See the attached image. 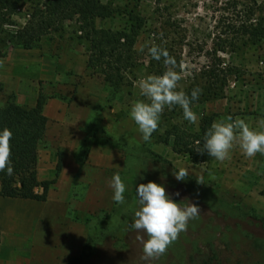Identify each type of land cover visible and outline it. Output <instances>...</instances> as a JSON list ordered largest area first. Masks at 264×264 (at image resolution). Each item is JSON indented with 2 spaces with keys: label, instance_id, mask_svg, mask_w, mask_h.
<instances>
[{
  "label": "rangeland",
  "instance_id": "374dc122",
  "mask_svg": "<svg viewBox=\"0 0 264 264\" xmlns=\"http://www.w3.org/2000/svg\"><path fill=\"white\" fill-rule=\"evenodd\" d=\"M101 1L119 11L111 19L98 21L101 28L128 29V14L131 13L146 20L135 47L138 66L129 74L128 84L118 95H112L104 78L87 68L88 44L79 39L76 19L66 23L63 32L47 37L40 49L30 51L22 47L9 48L2 39L5 33L16 34L26 25L34 3L21 4L3 26V32L0 31V53H5L0 56V104L10 96L17 102L16 81H21L27 105L32 102V94L38 97L42 92L48 98L46 106L53 102L56 106L68 107L63 129H59L55 114L52 115L54 105L51 114L48 111L47 115L44 110L49 123L47 146L42 154L48 150L58 155L63 142L78 139L82 141V153L86 158L96 150L115 154L108 177L93 179V184L106 188L103 194L69 195L67 214L61 219L60 241L65 252L60 264H67L84 252H91L92 264H189L192 257L203 261L213 252L229 264L230 259L242 257L241 251H249V245L242 244L243 239L234 237L238 227L247 228L264 239V230L258 222L264 218V155L257 153L246 158L241 149L234 146L230 159L221 162L213 158L207 164H194L187 156L173 151L172 141L166 144L163 140L172 124L187 122L197 129L204 114L214 116V122L228 116L233 120L240 118L252 129L264 131L261 127L264 121V43L240 44L237 50H229V53L219 50L221 42L227 38V34H223L224 26L240 20L241 5L248 2ZM262 1L251 0V4L257 6ZM164 20L174 26L161 28ZM159 40L163 42L158 46L167 49L176 59V71L183 72L178 90L187 93L197 81L204 84L208 75L219 68L230 69L232 75L224 88L223 98L195 104L192 110L198 117L196 124L184 120L179 106L165 107L157 130L149 141H144L130 118V108L135 101L145 99L136 82L165 71V66L160 70L158 61L148 52ZM219 59L223 61L222 66H219ZM5 74L6 79L2 78ZM74 107L86 112L77 113ZM180 169L188 172L184 181L176 180L173 175ZM115 173L121 175L126 185L122 205L112 199L114 193L109 182ZM201 178L203 184L197 182ZM149 181L162 184L181 207L190 201L201 209L200 215L189 221L187 231L169 246L167 253L154 260L143 258V245L137 239L138 235L147 239L146 234L130 228L134 213L140 207L135 190L139 184ZM85 200L86 204H82ZM229 243L232 249L227 248Z\"/></svg>",
  "mask_w": 264,
  "mask_h": 264
},
{
  "label": "trees",
  "instance_id": "16d2710c",
  "mask_svg": "<svg viewBox=\"0 0 264 264\" xmlns=\"http://www.w3.org/2000/svg\"><path fill=\"white\" fill-rule=\"evenodd\" d=\"M156 1L160 3V0ZM246 1L247 4L241 5V19L224 26L223 34H227V38L220 44L219 50L222 52L235 51L240 44L245 46L264 43V0L257 6L251 4V0ZM27 2L34 3V7L26 25L16 34L4 32L5 37L2 40L9 48L22 47L27 51L40 49L47 37L63 32L66 23L76 19L79 22V39L88 44L87 68L93 74L104 78L112 95L121 93L128 84L129 74L138 66L135 47L146 27V20L142 16L128 14V29L114 31L98 26V21L111 19L119 12L101 0H46L44 2L0 0V31L17 12L20 5ZM234 7L238 8V5ZM170 26L174 25L164 20L161 28ZM162 42L163 40L157 41V45ZM4 55L5 53H0V56ZM218 63L222 66L223 61L219 59ZM163 65V59L158 61L160 70ZM231 75L230 69L219 68L218 71H212L208 75L204 84L197 81L192 85L186 94L190 95L191 91L197 87L202 92L199 99L193 101L191 108L193 109L196 103L223 98L224 88ZM47 100L48 98L40 92L33 107L18 104L14 96H10L4 104H0V130L7 127L13 133L10 143L14 168L11 176L7 175L6 171L0 172L2 198L44 203L47 201L49 190L56 183L62 169V154L59 156L55 177L45 181H40L38 178L39 151L44 144L49 123L44 113ZM213 122L214 116L204 114L197 129L188 126L187 122L182 125L172 124L163 142L168 144L172 141L173 151L187 156L194 164L210 163L213 157H210L207 152L200 154L196 149L198 146L202 147L205 133ZM197 141H200V145H197ZM258 222L264 230V218L258 219ZM233 234L236 239L241 238L245 241H242V244L249 245V251H241L242 257L236 260L230 259L229 264H264L263 238L253 235L247 228L242 227H238ZM227 248L232 249V244H227ZM91 256V252H84L79 257L70 259L67 264H92ZM224 263V259L216 252L203 261H197L192 257L189 262V264Z\"/></svg>",
  "mask_w": 264,
  "mask_h": 264
},
{
  "label": "clouds",
  "instance_id": "9594fccd",
  "mask_svg": "<svg viewBox=\"0 0 264 264\" xmlns=\"http://www.w3.org/2000/svg\"><path fill=\"white\" fill-rule=\"evenodd\" d=\"M148 52L156 61L163 59L165 71L161 75H147L136 82L140 95L145 99L137 100L131 105L130 118L138 126L144 141H149L157 130L165 107L179 106L183 110L184 120L196 124L198 117L191 105L199 99L202 92L198 87L190 95L178 90L179 82L184 78L183 72L176 71L177 61L167 49L153 44ZM261 127H264V121H261ZM12 137L13 133L7 127L0 130V172L6 171L9 176L14 173L10 143ZM197 145H200V141H197ZM234 146H238L246 158H252L257 153L264 155V131L252 129L243 119L233 120L232 116H228L212 123L205 133L202 147L198 146L196 151L200 154L207 152L210 157L223 162L230 159ZM173 175L176 180L184 181L188 172L180 169L173 172ZM197 182L203 184L202 178ZM109 183L114 193L112 199L117 204H124L126 185L121 175L115 173ZM135 193L140 207L134 213V222L130 224V228L147 236V239L137 236L143 245V258L158 259L167 253L169 246L182 232L187 231L189 221L198 217L201 209L190 201L181 207L180 203L167 194L162 184L153 181L139 184Z\"/></svg>",
  "mask_w": 264,
  "mask_h": 264
},
{
  "label": "crops",
  "instance_id": "0c3cea01",
  "mask_svg": "<svg viewBox=\"0 0 264 264\" xmlns=\"http://www.w3.org/2000/svg\"><path fill=\"white\" fill-rule=\"evenodd\" d=\"M2 78L6 79V74ZM21 87V81H16L17 103L33 107L37 95L32 94V102L27 105ZM52 106L54 111L51 110ZM67 110L65 105L56 106L49 102L45 113L48 115V111L50 114L52 111L59 129H63L67 122ZM74 110H78L77 113L86 112L77 107ZM46 138L39 151V180H51L55 177L60 154L62 169L44 203L0 196V264H60L61 255L65 252L60 241V228L63 225L61 219H65L67 214L69 195L103 194L106 189L93 184V179L108 177L107 171L110 167L113 168L112 158L115 154L96 150L86 158L79 139L63 142L60 145L62 152L58 155L48 150L42 154V149L47 146ZM82 204H86V200Z\"/></svg>",
  "mask_w": 264,
  "mask_h": 264
}]
</instances>
